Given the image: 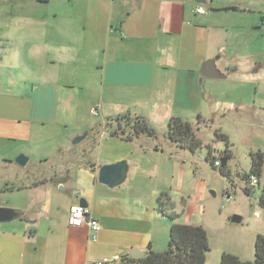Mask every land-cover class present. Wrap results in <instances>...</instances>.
<instances>
[{"label": "crops", "instance_id": "obj_1", "mask_svg": "<svg viewBox=\"0 0 264 264\" xmlns=\"http://www.w3.org/2000/svg\"><path fill=\"white\" fill-rule=\"evenodd\" d=\"M208 59L220 79L240 64L264 74V0H0V162L31 149L45 166L38 180L0 186V207L14 212L0 221V264H118L131 249L164 250L172 223L200 225L180 183L186 149L166 133L171 117L200 108ZM123 113L155 136L111 134ZM79 136L89 142L77 158L45 174ZM116 162L124 180L100 183V166ZM80 199L94 235L68 224Z\"/></svg>", "mask_w": 264, "mask_h": 264}, {"label": "rangeland", "instance_id": "obj_2", "mask_svg": "<svg viewBox=\"0 0 264 264\" xmlns=\"http://www.w3.org/2000/svg\"><path fill=\"white\" fill-rule=\"evenodd\" d=\"M221 64L219 62V68ZM200 86L204 90L200 108L185 111L182 117L191 123L201 142L193 153L182 152L188 164L182 170L180 183L187 190L188 213L192 214L191 222L200 224L207 233L209 251L204 264H219L222 252L252 261L255 238L264 237V206L256 199L264 192V74L244 70L240 64L238 69L227 72L225 79L201 78ZM216 133L224 134L226 140ZM127 134L128 128L123 135ZM75 138H69L52 153L54 159L47 164L45 174H52L51 165L71 164L89 142L85 139L74 144ZM207 145L219 157L221 166L220 158L224 153L230 154L226 162L230 178L221 174L220 167H213L206 160ZM258 152L263 155L259 185L247 194L244 189L248 185L243 176L249 173L252 156ZM25 153L29 161L23 166L14 161L20 154L8 165L0 162V186L30 183L40 178L45 166L35 159L37 155L33 150L27 149ZM226 192L230 200H226ZM234 215L241 218L240 222L231 220ZM107 259L103 264H117Z\"/></svg>", "mask_w": 264, "mask_h": 264}, {"label": "trees", "instance_id": "obj_3", "mask_svg": "<svg viewBox=\"0 0 264 264\" xmlns=\"http://www.w3.org/2000/svg\"><path fill=\"white\" fill-rule=\"evenodd\" d=\"M231 8L236 7L232 6ZM109 119L116 122L111 134L118 135L125 140H132L133 137L139 135L155 136L156 134V131L147 125L142 116L123 113ZM126 128H128L129 134L123 135ZM216 134L220 138L226 140L224 134ZM166 137L178 147L189 150L192 153L196 148L201 146L200 140L194 134V128L191 123L181 117L173 116L169 119ZM207 148L206 160L215 167L213 165V160L219 157L213 154V151L208 145ZM229 158L230 154L224 153L223 157L220 159H225L227 162ZM226 162L223 166L220 165L218 167H220V172L223 176L230 178L226 170ZM262 162V153L258 152L252 156L249 173L243 176L245 181H247L251 175L259 177ZM244 191L247 194H251V190L248 187L245 188ZM167 215L170 218L175 217L173 214ZM208 251L209 244L207 233L201 225L172 223L169 228L167 246L164 250L155 251L149 247L141 258H132L126 254L120 259L119 264H204L205 256ZM219 264H264V237L262 235L256 236L254 241V259L252 261H243L234 254L222 252Z\"/></svg>", "mask_w": 264, "mask_h": 264}, {"label": "water", "instance_id": "obj_4", "mask_svg": "<svg viewBox=\"0 0 264 264\" xmlns=\"http://www.w3.org/2000/svg\"><path fill=\"white\" fill-rule=\"evenodd\" d=\"M206 0H195L196 3H203ZM201 77L202 78H211V79H220L223 78V75L219 74L215 69L213 59L206 60L201 69ZM83 139V136L76 137L73 142L74 144L78 143ZM18 165H25L27 162V157L24 155H19L14 160ZM226 162L225 159H222V164ZM125 177V163L124 162H116L111 164H105L100 166L98 171V181L100 183L106 184L108 186H115L121 183ZM80 205L87 206V203L84 199H80ZM13 211L9 208L0 207V221L9 220L13 216ZM233 222H240L241 218L237 215H234L231 219ZM145 252L137 251L131 249L129 251V256L132 258H141L143 257Z\"/></svg>", "mask_w": 264, "mask_h": 264}, {"label": "built area", "instance_id": "obj_5", "mask_svg": "<svg viewBox=\"0 0 264 264\" xmlns=\"http://www.w3.org/2000/svg\"><path fill=\"white\" fill-rule=\"evenodd\" d=\"M195 11L197 13L203 14L205 10L202 7H198L195 9ZM90 113L92 115H97L98 109L96 107H93L90 109ZM199 157L203 158V156L201 154H199ZM213 165L215 167L220 166L221 164H220L219 159L216 158L215 160H213ZM246 184L248 185V188L250 190H252L259 185V179L256 175H251V176H249L248 180L246 181ZM225 197H226V200L231 199V196L228 194V192L225 193ZM256 199L259 203L261 202V205L264 206V192L261 193V195ZM68 224L70 226H76V227L82 226V225H87L90 232L93 235L100 230V224H99L98 220L91 215V213L87 207L80 205V204H73L69 207ZM92 238L94 239V236H92ZM106 261H108V259L103 258L101 261H97V262L92 263V264H103Z\"/></svg>", "mask_w": 264, "mask_h": 264}]
</instances>
